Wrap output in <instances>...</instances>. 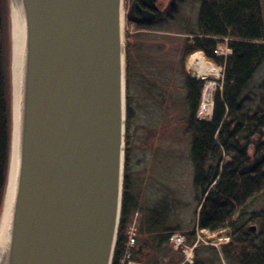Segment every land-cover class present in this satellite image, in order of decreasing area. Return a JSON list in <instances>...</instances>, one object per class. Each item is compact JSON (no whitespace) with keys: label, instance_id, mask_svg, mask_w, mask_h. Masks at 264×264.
<instances>
[{"label":"water","instance_id":"water-1","mask_svg":"<svg viewBox=\"0 0 264 264\" xmlns=\"http://www.w3.org/2000/svg\"><path fill=\"white\" fill-rule=\"evenodd\" d=\"M157 1L136 4L144 20ZM17 3L24 37L1 264H111L125 171L123 0Z\"/></svg>","mask_w":264,"mask_h":264},{"label":"trees","instance_id":"trees-1","mask_svg":"<svg viewBox=\"0 0 264 264\" xmlns=\"http://www.w3.org/2000/svg\"><path fill=\"white\" fill-rule=\"evenodd\" d=\"M169 2L167 9L175 11L172 1ZM1 12L0 7V22ZM127 18L138 28H146L148 24L134 3ZM187 33L183 60L203 51L207 58L224 66L222 88L214 93L210 118L197 115L205 80L183 71L186 113L181 123L190 136L192 186L198 209L196 225L214 235L209 241L227 238L220 248L212 244L197 245L193 264L220 260V254L227 264H264V77L258 84L251 83L264 64L261 0H201L197 30ZM226 38L231 54L217 55L219 42ZM131 48L127 44V53ZM129 70L128 63V74ZM126 105L125 142L128 143L133 115L127 97ZM11 132L9 62L7 54L0 51V207L8 181ZM251 147L253 157L249 155ZM128 159L127 151L114 262L121 255L127 228L138 212L134 260L140 264H177L173 258L167 263L165 260L171 254L170 234L181 227L173 224L166 198L162 206L140 203L131 190ZM187 235L188 243L196 241L194 231Z\"/></svg>","mask_w":264,"mask_h":264},{"label":"rangeland","instance_id":"rangeland-1","mask_svg":"<svg viewBox=\"0 0 264 264\" xmlns=\"http://www.w3.org/2000/svg\"><path fill=\"white\" fill-rule=\"evenodd\" d=\"M11 2L12 0H0L2 10L0 51L8 56L12 113ZM133 2L134 0H123L125 49L127 44L132 47L129 53L127 51L125 53L126 70L128 63L130 66L129 74L126 71V80H129L126 97L130 99L133 115L129 127V140L125 145V158L127 151L129 157L131 190L145 206L154 207L157 203L162 206L163 198L167 199L170 218L174 225L181 227L180 230L173 231L170 237L179 233L187 242V234L194 231L197 243L187 242L189 247L193 246L195 249L202 243L220 248L221 243L227 242L226 237L209 241L214 235L209 231L200 230L196 225L198 209L192 186L190 136L184 131L181 123L186 113L184 70L192 77L205 80L197 112L200 118H210L214 93L222 88L224 66L207 58L203 51H196L183 60L182 50L184 41L188 37L187 32L197 30L201 0H174L173 12L167 9L171 5L169 0H159L160 12L156 19L147 22L146 28H138L128 21V10ZM261 5L264 14V0H261ZM216 50V54L220 56L226 57L231 54L228 39L219 42ZM197 52H201L206 60L219 69L217 75H204L199 72L195 64L190 62L191 56ZM263 77L264 64L257 70L251 83L258 84ZM249 155L254 156L252 147L249 149ZM136 216L138 223L139 213L136 212L126 235ZM170 237L171 254L166 258V263L173 258L177 264H188L185 262V254L181 249L174 248ZM209 257L215 256L209 255ZM209 264L227 263L220 254V260L213 259Z\"/></svg>","mask_w":264,"mask_h":264},{"label":"bare ground","instance_id":"bare-ground-1","mask_svg":"<svg viewBox=\"0 0 264 264\" xmlns=\"http://www.w3.org/2000/svg\"><path fill=\"white\" fill-rule=\"evenodd\" d=\"M20 7L17 0L11 2V41H12V64H11V76H12V94H13V126L11 132V147H10V174L7 182L6 193L4 197V203L2 212L0 215V264L1 254L6 240L7 229L9 224L10 207L13 196L14 186V171H15V154H16V122H17V109H18V90L20 81V65L23 49V19L20 13ZM190 62L195 64L199 72L204 75L215 74L217 75L219 69L215 67L210 61L206 60L201 52H197L191 56Z\"/></svg>","mask_w":264,"mask_h":264},{"label":"built area","instance_id":"built-area-1","mask_svg":"<svg viewBox=\"0 0 264 264\" xmlns=\"http://www.w3.org/2000/svg\"><path fill=\"white\" fill-rule=\"evenodd\" d=\"M216 52H217V50H216ZM137 217L138 216H136L133 224L130 226V228L127 232L126 241L124 242L120 257L118 258L117 262H114V253H113L111 264H140L133 259L134 258L133 257L134 256V250H135L136 245H137V239H136V236H137V223H136ZM170 240L174 244V248L181 249L182 252L185 254V256H186L185 262H187L188 264H192L194 261V255H193L194 247L188 246L185 237L182 234L176 233L170 237Z\"/></svg>","mask_w":264,"mask_h":264},{"label":"flooded vegetation","instance_id":"flooded-vegetation-1","mask_svg":"<svg viewBox=\"0 0 264 264\" xmlns=\"http://www.w3.org/2000/svg\"><path fill=\"white\" fill-rule=\"evenodd\" d=\"M172 2H173V1H172ZM133 3H134L135 5L138 4V5H140L141 7H145V5H144V3H143V0H134ZM159 3H160V2H159V0H158V1H157L158 10H155L156 15H155L154 19L157 18L158 14H159V12H160L159 5H161V4H159ZM168 5H169V3H168ZM137 10H138V13H139L140 17L142 18L141 13H140V10H139L138 8H137ZM142 19H143V18H142ZM154 19H152V20H154ZM143 20H144V19H143ZM152 20H144V21L148 22V21H152Z\"/></svg>","mask_w":264,"mask_h":264}]
</instances>
